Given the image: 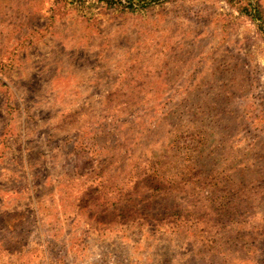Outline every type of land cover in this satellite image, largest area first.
Masks as SVG:
<instances>
[{"label": "rangeland", "instance_id": "rangeland-1", "mask_svg": "<svg viewBox=\"0 0 264 264\" xmlns=\"http://www.w3.org/2000/svg\"><path fill=\"white\" fill-rule=\"evenodd\" d=\"M257 5L0 0V264H264Z\"/></svg>", "mask_w": 264, "mask_h": 264}, {"label": "trees", "instance_id": "trees-1", "mask_svg": "<svg viewBox=\"0 0 264 264\" xmlns=\"http://www.w3.org/2000/svg\"><path fill=\"white\" fill-rule=\"evenodd\" d=\"M99 2H105L106 4L110 6L114 5H122L124 7H127L130 11H135L137 7H146L152 2H157L160 0H127L126 2L120 1V0H97ZM125 3V4H124ZM253 19L255 20H261L264 22V17L262 16V8L260 6H256L254 8V12L252 13ZM261 27L263 28V24H261Z\"/></svg>", "mask_w": 264, "mask_h": 264}]
</instances>
